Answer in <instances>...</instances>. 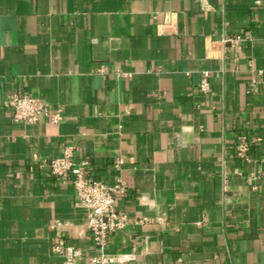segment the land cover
<instances>
[{
    "label": "crops",
    "instance_id": "0c3cea01",
    "mask_svg": "<svg viewBox=\"0 0 264 264\" xmlns=\"http://www.w3.org/2000/svg\"><path fill=\"white\" fill-rule=\"evenodd\" d=\"M256 1L0 0V264H63L59 239L82 251L79 264L100 255L73 185L46 166L67 149L92 178L128 187L119 209L132 223L105 250L113 264H264ZM247 30L240 47L220 42ZM12 93L62 120L14 121ZM240 135L259 139L248 161Z\"/></svg>",
    "mask_w": 264,
    "mask_h": 264
},
{
    "label": "built area",
    "instance_id": "2783aa9c",
    "mask_svg": "<svg viewBox=\"0 0 264 264\" xmlns=\"http://www.w3.org/2000/svg\"><path fill=\"white\" fill-rule=\"evenodd\" d=\"M256 4L263 5L264 1L258 0ZM252 40L250 30L241 35L223 36L220 42L224 45L240 47ZM261 81L253 79L249 91L257 93ZM209 84L204 81L201 90L206 92ZM5 106L12 111L14 121L24 124H37L44 119L54 123L62 120V110L53 109L51 104L42 101L30 93H12L4 101ZM259 139H250L246 135H240L236 143V152L242 159L249 160V152L252 145ZM124 164L123 159L116 161V167ZM46 166L57 180L63 183H71L77 196V205L88 211L87 228L91 234L96 249L100 252L98 257L92 258L93 264H113L121 261L120 257L105 255L114 235L127 229L132 223L129 215L120 211V197L128 195V187L118 179L114 183L99 181L90 176V162L78 160L71 149H67L63 157L52 159ZM225 189L228 188V179L225 180ZM51 253L61 257L63 264H79L83 258L80 249L59 239L51 246Z\"/></svg>",
    "mask_w": 264,
    "mask_h": 264
}]
</instances>
